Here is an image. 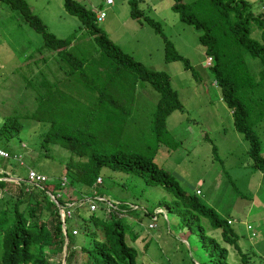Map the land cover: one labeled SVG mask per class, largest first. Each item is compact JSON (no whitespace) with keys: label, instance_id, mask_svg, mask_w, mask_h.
<instances>
[{"label":"trees","instance_id":"16d2710c","mask_svg":"<svg viewBox=\"0 0 264 264\" xmlns=\"http://www.w3.org/2000/svg\"><path fill=\"white\" fill-rule=\"evenodd\" d=\"M127 1L130 18L151 27L163 39L164 62L182 63L198 81L190 61L165 38L160 24L138 8V1L142 0ZM0 3L42 38L40 55L32 57L35 51L26 58L30 60L29 66L52 61L56 67V74H46L48 77L40 72L34 78V86L24 80L26 88L32 87L36 104L25 118L48 127L37 146L39 158L29 161L25 156L20 139L21 119L17 116L0 119V150L8 155L0 158V264H49L51 258L61 254L63 260L59 264L63 261L73 264L76 254L78 264H136L137 252L126 243L131 223L125 217L133 220V213L141 209L127 202H111L96 192L102 184L99 177L104 168L137 176L145 185L160 187L170 194L174 200L166 205L163 213V206H157L151 210L144 208L142 215L150 218L149 225L156 227L159 213L173 210L182 213L190 232L194 231L199 249L207 254L208 261L204 264H233L228 262L230 251L235 253L237 264H255L250 260V249L247 251L239 243V236L232 228L234 221L220 218L213 208L199 200V190L192 195L182 191L175 178L154 162L160 146L170 151L180 146L167 129L169 116L183 110L170 76L147 68L123 52L98 27L96 13L76 0H63V9L78 20L84 36L92 38L99 49L96 54L74 50L77 33L65 39L50 33L25 0H0ZM261 9L260 13H253L251 3L246 0L190 3L173 0L171 6L183 24L200 33L199 43L204 48L214 84L220 89L221 101L230 111L233 129L248 143L247 155L252 168L264 177V156L255 130L264 122V5ZM255 28L260 30L263 43L252 39ZM246 55L259 63H249ZM143 83L159 95L150 123V138L141 124L138 122L136 127L133 121L136 90ZM132 129L135 134L131 133ZM205 140H209L207 136ZM54 147L70 155L58 175L42 172L43 161L53 158ZM212 153L219 160L213 144ZM18 155L25 156L26 165L21 164ZM28 170L44 176L45 182L38 186L28 183ZM12 179L15 181H8ZM63 190L67 191L65 197L59 193ZM97 197L104 201L97 202V209L91 212L85 200ZM63 209L70 211L71 217L62 220ZM73 218L83 220L86 228L87 222L94 223L92 231L84 232L89 245L78 249V221L75 219L70 228L67 226ZM210 230L218 231L221 241L209 234ZM246 231L249 239L256 238L252 225H246ZM138 237L131 235L130 240L134 242ZM221 242L229 249L221 246ZM252 255L255 257L256 253Z\"/></svg>","mask_w":264,"mask_h":264},{"label":"rangeland","instance_id":"374dc122","mask_svg":"<svg viewBox=\"0 0 264 264\" xmlns=\"http://www.w3.org/2000/svg\"><path fill=\"white\" fill-rule=\"evenodd\" d=\"M25 1L47 30L57 38L65 39L77 33L73 43L76 52L90 55L99 52L92 38L84 36L85 31L80 28L78 20L64 11L63 0ZM76 1L93 13H105V18L98 23V27L123 52L133 56L147 68L165 72L170 76L171 86L178 93L183 110L169 116L167 129L173 141L180 146L174 151L160 146L154 162L175 178L182 191L192 195L199 190V200L213 208L220 218L233 220L232 228L239 236L240 245L247 251L250 249L251 262L264 264V177L251 166L247 155L248 143L240 134L234 132L230 111L221 101L220 89L214 84L204 48L199 43L200 33L179 20L178 15L171 10L173 0L138 1L137 6L144 15L159 23L165 38L174 44L173 47L179 54L190 61L196 71L197 81L190 71L183 68L182 63L164 62L163 39L151 27L138 24L130 18L127 0H112V6H107L106 0ZM192 1L194 0H183L184 3ZM246 1L251 3L253 13L263 11L261 7L264 0ZM251 37L263 43L257 28L253 30ZM42 43L39 34L0 3V119L9 116L21 119L23 131L20 139L29 161L39 158L37 146L48 127L25 118L34 111L36 104L32 98V87L26 88L24 80L31 81L34 86V78L39 76L40 72L48 76L56 74L52 61H47L46 65L40 63L36 66L32 63V66H29L30 60L26 58L35 51L36 54L32 57L37 58ZM45 53L47 52L43 54ZM245 58L249 63H259L249 55ZM158 100V93L149 84H139L132 112L133 121L136 127L138 122L141 124L149 138L152 114L156 110ZM255 130L260 138L261 153L264 156V122ZM131 133L136 132L132 129ZM206 136L209 140H205ZM212 144L217 149L219 160L214 159ZM14 145L17 146V141ZM52 154L51 160L43 161L42 172L61 174L70 155L59 147H54ZM25 156H17L23 165L27 164ZM99 178L102 179V184L97 187L96 192L103 198L111 202H127L141 209L140 212L133 213V220L129 216L125 217L127 222L131 223V233L126 235V243L137 252L136 264H204L208 261L207 254L199 249L194 231L190 232L184 222L182 213L173 210L160 215L166 205L174 200L170 194L160 187L145 185L137 176L113 172L106 168L102 169ZM59 193L63 197L67 195L65 190ZM157 206H163L162 212L157 217L155 229H149L150 218L143 216L141 211ZM97 213L105 219L101 212ZM80 216H83V213ZM75 219L68 220V228L73 225ZM76 220L77 226L80 227L76 237L78 249L89 245L90 241L84 232L86 229L92 231L94 223L87 222L86 228L83 220ZM248 224L254 227L256 238L249 239L250 234L246 231ZM134 234L139 237L133 242L130 238ZM209 234L221 241L218 231L210 230ZM221 244L228 247L222 242ZM252 252L256 253L255 257ZM78 256L75 255L73 264H78ZM62 260L63 255H57L49 260V264H59ZM235 261V253L230 251L228 262L237 264Z\"/></svg>","mask_w":264,"mask_h":264},{"label":"built area","instance_id":"2783aa9c","mask_svg":"<svg viewBox=\"0 0 264 264\" xmlns=\"http://www.w3.org/2000/svg\"><path fill=\"white\" fill-rule=\"evenodd\" d=\"M142 1H144V0H142ZM106 4L107 5H112V0H106ZM104 18H105V13L104 12H98L96 14L97 22H102L104 20ZM208 62H210V59H208ZM7 157H8L7 153L2 151V150H0V158H7ZM45 179L46 178L44 176L38 175L37 173H35L32 170H28V174H27L28 183L34 184L35 186H38V185H42L45 182ZM100 182H101V179H98L97 183H100ZM62 185H64V181H62ZM51 199L53 201L56 200L54 196H51ZM103 201L104 200L102 198H100V197H97L95 199L89 198V199L85 200V204H88L89 205L88 206L89 211L93 212L98 207L97 202H103ZM55 203H56V201H55ZM79 206H80V204H79ZM60 213H61L62 220H64L65 217H71V212L66 210V209L61 210ZM149 228H155V227H154V225H149ZM248 229L250 230V227H248ZM73 234H75L74 231H73ZM254 236H255V234L252 233V237H254Z\"/></svg>","mask_w":264,"mask_h":264},{"label":"crops","instance_id":"0c3cea01","mask_svg":"<svg viewBox=\"0 0 264 264\" xmlns=\"http://www.w3.org/2000/svg\"><path fill=\"white\" fill-rule=\"evenodd\" d=\"M105 3H106V1H105ZM112 5H113V2H112ZM112 5H107V6H112ZM203 65H204V64H203ZM234 132H235V131H234ZM235 133H236V132H235ZM236 134H237V133H236ZM86 207L88 208V206H86ZM86 207H85V208H86ZM88 209H89V208H88Z\"/></svg>","mask_w":264,"mask_h":264},{"label":"water","instance_id":"95a60500","mask_svg":"<svg viewBox=\"0 0 264 264\" xmlns=\"http://www.w3.org/2000/svg\"><path fill=\"white\" fill-rule=\"evenodd\" d=\"M63 253H64V257H65L66 256L65 251ZM63 264H65V261H63Z\"/></svg>","mask_w":264,"mask_h":264}]
</instances>
